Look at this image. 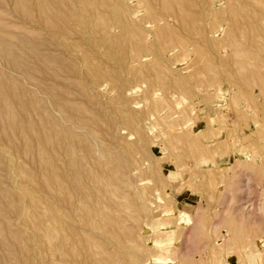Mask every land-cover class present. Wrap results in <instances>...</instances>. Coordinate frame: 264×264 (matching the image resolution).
Instances as JSON below:
<instances>
[{"label":"rangeland","instance_id":"1","mask_svg":"<svg viewBox=\"0 0 264 264\" xmlns=\"http://www.w3.org/2000/svg\"><path fill=\"white\" fill-rule=\"evenodd\" d=\"M60 1L0 0V264H264V0Z\"/></svg>","mask_w":264,"mask_h":264},{"label":"bare ground","instance_id":"2","mask_svg":"<svg viewBox=\"0 0 264 264\" xmlns=\"http://www.w3.org/2000/svg\"><path fill=\"white\" fill-rule=\"evenodd\" d=\"M47 1H48V0H47ZM49 1H50V0H49ZM61 1H62V0H61ZM61 1H60V2H61ZM77 1H81V0H76V2H77ZM83 1H84V0H83ZM164 1H165V0H164ZM49 3L51 4L52 2H49ZM78 3H79V2H78ZM81 3H82V2H81ZM167 3H168V2H167ZM53 4H54V3H53ZM79 4H80V3H79ZM45 5H47V4H45ZM54 5L57 6V2H56ZM61 5H62V4H61ZM49 6H51V8H52L53 5L51 4V5H49ZM56 6H54V8H55ZM127 6H128V5H127ZM61 7H62V6H61ZM163 7L165 8V4H164ZM47 8H48V7H47ZM126 8H127V7H126ZM69 10H70V9H69ZM168 11H169V9H168ZM47 12H48V11H47ZM52 12H53V11H52ZM125 13H126V12H125ZM127 13H128V12H127ZM178 14H179V13H178ZM51 15H52V14H51ZM70 15H71V14H70ZM176 15H177V14H176ZM181 15H182V14H181ZM76 16H80L79 13H77V11H75V13H74V15H73V18L75 19ZM179 16H180V15H179ZM177 17H178V15H177ZM54 20H55V18H54ZM75 20H76V19H75ZM181 20H183V19H181ZM181 22H182V21H181ZM166 31H167V30H166ZM158 32H159V31H158ZM158 32H157V33H158ZM157 33H156V34H157ZM160 33H161V31H160ZM160 33H159V34H160ZM163 35H164V34H163ZM157 36H158V35H157ZM170 44H171V43H170ZM235 53H236V52H235ZM249 58H250V57H249ZM236 59H237V58H236ZM243 61H244V60H243ZM238 75H239V74H238ZM257 81H258V80H257ZM3 104H4V103H3ZM1 109H2V108H1ZM4 109H5V108H4ZM4 111H5V110H4ZM6 112H7V111H6ZM10 115H11V114H10ZM10 117H11V116H10ZM14 175H15V174H14ZM24 210H25V209H24ZM22 212H23V211H22ZM243 212H244V211H243ZM168 213H169V212H168ZM168 213L166 212V214H168ZM166 214H164V215H166ZM21 215H22V214H21ZM23 215H24V213H23ZM23 215H22V216H23ZM54 227H55V226H54ZM57 230H58V229H57ZM57 233H58V232H57ZM54 234H55V233H54ZM51 236H52V233H51ZM52 237H53V236H52ZM55 237H56V236H55ZM56 239H57V238H56ZM151 242H152V241H151ZM56 250H57V249H56ZM53 256H54V255H53Z\"/></svg>","mask_w":264,"mask_h":264}]
</instances>
